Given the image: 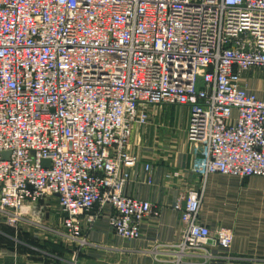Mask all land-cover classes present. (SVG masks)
I'll return each instance as SVG.
<instances>
[{"label": "built area", "instance_id": "obj_1", "mask_svg": "<svg viewBox=\"0 0 264 264\" xmlns=\"http://www.w3.org/2000/svg\"><path fill=\"white\" fill-rule=\"evenodd\" d=\"M247 75L264 82V0H0V219L19 230L54 200L45 233L76 257L107 208L113 234L137 240L159 210L126 193L133 128L186 107L201 183L172 206L173 254L213 261L232 233L200 220L208 177H264V95Z\"/></svg>", "mask_w": 264, "mask_h": 264}, {"label": "crops", "instance_id": "obj_2", "mask_svg": "<svg viewBox=\"0 0 264 264\" xmlns=\"http://www.w3.org/2000/svg\"><path fill=\"white\" fill-rule=\"evenodd\" d=\"M245 78L251 90L264 91L263 81L250 75ZM148 113V124L135 126L130 138V149L138 162L131 170L126 193L155 205L159 215L142 222L140 237L132 241L116 237L108 225L109 210L105 208L86 230L89 246L74 257L72 246L48 236L38 239L36 233L30 234L29 224H21L19 230L1 224L0 264H173V252L180 241L182 227L172 206L180 192L195 187L200 181V147L186 140L188 108L150 109ZM145 165L151 167L149 174L144 170ZM173 173L179 177L166 178ZM218 176L210 175L206 181L200 220L210 228L219 221L230 223L232 220V225H220L232 230L229 248L232 260L214 259L204 263L198 257L197 262L264 264V177H233L232 182L228 181L229 186H224L226 181ZM149 178L151 184L147 183ZM222 195H227L228 201L232 199V214L225 213L221 220ZM44 207L49 210L45 215L50 222L60 221L62 214L57 202L50 200ZM155 250L159 254H154ZM211 250L220 252L215 246Z\"/></svg>", "mask_w": 264, "mask_h": 264}, {"label": "rangeland", "instance_id": "obj_3", "mask_svg": "<svg viewBox=\"0 0 264 264\" xmlns=\"http://www.w3.org/2000/svg\"><path fill=\"white\" fill-rule=\"evenodd\" d=\"M261 83V82H260ZM262 84V83H261ZM259 87H261V86H263V85H258ZM264 87V86H263ZM248 89L249 90H251L252 88L250 87V86H248ZM256 93H257V95L258 96H263L264 95V91L263 90H259V89H257V90H255V89H253ZM150 109H154V110H161V109H173V107H171V106H165V105H163V106H155V107H150L149 108V110ZM218 178H220V179H222V180H225L226 182L223 184L224 186H229V183H228V181H231L232 182V179H233V177H230V176H218ZM200 181L197 183V185L196 186H198V184L200 185ZM206 183H205V185H204V193H203V199H204V195H205V190H206ZM230 190H232V184L230 185ZM225 196H227V195H222V199H221V204H220V207H221V211H222V215L220 216V218H221V220H222V216L225 214V213H229V214H232V199H230V201H228V198L227 197H225ZM56 202V201H55ZM39 205H41V204H39ZM202 205H203V200H202ZM35 209L36 210H40V208L36 205L35 206ZM48 210V209H47ZM47 210H44L43 212H42V214H32L31 216H30V220H32V223H33V225H31V224H29V225H31L30 227H29V229H30V234L31 235H33L34 233H36V236L38 237V239L39 238H41L42 236H44V237H47L48 236V238H52L50 235H48V234H46L47 233V230H45V228H48V229H55V228H53V227H55L56 226V224H58V222L57 223H52V222H50L49 221V218H47L46 217V215L49 213ZM205 210V208L203 207V211ZM45 213H46V215H45ZM81 220H83V219H81ZM226 221V220H225ZM228 222H230V223H224V222H221V221H219V223H218V225L217 226H215V227H213V228H217V227H223V228H226V229H228V230H230L231 231V233H232V230L230 229V228H227V227H224V226H220V225H227V226H229V225H232V220L231 221H228ZM3 225V226H6V225H4V222H3V220H1L0 219V225ZM87 225L86 224H84V228L86 227ZM8 227V226H7ZM213 228H211V229H213ZM46 232V233H45ZM233 236V235H232ZM34 238V237H33ZM54 239V238H53ZM54 241H56V242H63V241H60V240H55L54 239ZM127 241V240H126ZM231 243H232V241H231ZM230 246H231V244H230ZM71 247V246H70ZM72 248V253H73V255H74V249H73V247H71ZM230 248V247H229ZM155 252H157V254H159V252L157 251V250H155ZM155 252H154V254H155ZM217 255V258H216V260L217 259H225V260H232V256L230 255V253H229V249L228 250H226V251H224V252H222V251H220L219 252V254H216ZM74 257H75V255H74ZM76 257H78V255L76 256ZM173 257H174V254H173ZM198 257L200 258V256H196L195 258H193L192 260H191V262H187V263H190V264H200V262H197V259H198ZM184 260V259H183ZM183 260H181V261H183ZM183 262H186L185 260L183 261ZM210 262H212V260H210ZM204 263H207V261L206 262H204ZM173 264H183L182 262L180 263V262H177L176 260H175V257H174V261H173Z\"/></svg>", "mask_w": 264, "mask_h": 264}, {"label": "water", "instance_id": "obj_4", "mask_svg": "<svg viewBox=\"0 0 264 264\" xmlns=\"http://www.w3.org/2000/svg\"><path fill=\"white\" fill-rule=\"evenodd\" d=\"M42 165L44 167H47L49 165V161H47V160L42 161Z\"/></svg>", "mask_w": 264, "mask_h": 264}]
</instances>
